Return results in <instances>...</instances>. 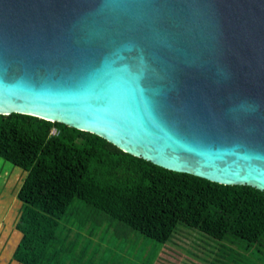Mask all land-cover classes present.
Here are the masks:
<instances>
[{"label":"water","instance_id":"95a60500","mask_svg":"<svg viewBox=\"0 0 264 264\" xmlns=\"http://www.w3.org/2000/svg\"><path fill=\"white\" fill-rule=\"evenodd\" d=\"M264 191V0H0V113Z\"/></svg>","mask_w":264,"mask_h":264},{"label":"trees","instance_id":"16d2710c","mask_svg":"<svg viewBox=\"0 0 264 264\" xmlns=\"http://www.w3.org/2000/svg\"><path fill=\"white\" fill-rule=\"evenodd\" d=\"M0 157L25 171L12 224L20 237L0 264H82L81 230L104 224L162 243L183 224L230 239L238 249L227 264H264V191L254 186L171 170L93 132L18 112L0 113Z\"/></svg>","mask_w":264,"mask_h":264},{"label":"rangeland","instance_id":"374dc122","mask_svg":"<svg viewBox=\"0 0 264 264\" xmlns=\"http://www.w3.org/2000/svg\"><path fill=\"white\" fill-rule=\"evenodd\" d=\"M24 175V169L0 157V256L4 255L5 249L14 246L20 237V233L12 228V224L20 204L16 191ZM114 225L107 227L104 224L93 232H89L86 228L81 230L80 248L85 246L86 249L75 250V256L80 260L78 262L82 264H227L229 258L226 255L232 256L238 249L230 239H213L183 224L178 225L172 237L164 243L126 225L117 228H114ZM74 233V231L68 232L69 240H73ZM220 246L224 249L225 255H218ZM216 260L221 261L216 262Z\"/></svg>","mask_w":264,"mask_h":264}]
</instances>
